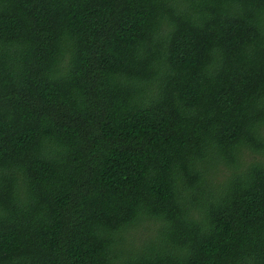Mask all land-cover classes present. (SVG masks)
<instances>
[{"label": "trees", "instance_id": "1", "mask_svg": "<svg viewBox=\"0 0 264 264\" xmlns=\"http://www.w3.org/2000/svg\"><path fill=\"white\" fill-rule=\"evenodd\" d=\"M0 264H264V0H0Z\"/></svg>", "mask_w": 264, "mask_h": 264}]
</instances>
